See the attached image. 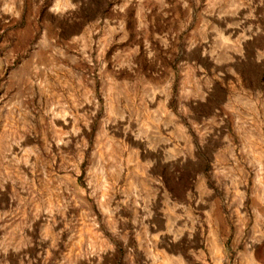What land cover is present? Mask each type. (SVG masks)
<instances>
[{
  "label": "rangeland",
  "instance_id": "1",
  "mask_svg": "<svg viewBox=\"0 0 264 264\" xmlns=\"http://www.w3.org/2000/svg\"><path fill=\"white\" fill-rule=\"evenodd\" d=\"M0 264H264V0H0Z\"/></svg>",
  "mask_w": 264,
  "mask_h": 264
},
{
  "label": "crops",
  "instance_id": "2",
  "mask_svg": "<svg viewBox=\"0 0 264 264\" xmlns=\"http://www.w3.org/2000/svg\"><path fill=\"white\" fill-rule=\"evenodd\" d=\"M153 231L155 232V234H153L154 236H159L162 240H165V236H166V228L161 227V229H158L156 227H153Z\"/></svg>",
  "mask_w": 264,
  "mask_h": 264
}]
</instances>
